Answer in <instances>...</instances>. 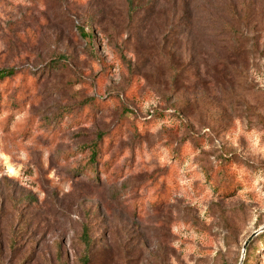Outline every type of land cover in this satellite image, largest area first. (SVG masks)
<instances>
[{"label":"rangeland","instance_id":"1","mask_svg":"<svg viewBox=\"0 0 264 264\" xmlns=\"http://www.w3.org/2000/svg\"><path fill=\"white\" fill-rule=\"evenodd\" d=\"M0 69V264H264V0H0Z\"/></svg>","mask_w":264,"mask_h":264},{"label":"trees","instance_id":"2","mask_svg":"<svg viewBox=\"0 0 264 264\" xmlns=\"http://www.w3.org/2000/svg\"><path fill=\"white\" fill-rule=\"evenodd\" d=\"M131 4L133 2V0H130ZM85 37H87L88 39H91V37L96 35L95 29L92 30V32H88V33H84ZM14 74V71L12 69H0V80H4L10 76H12ZM97 155V148L95 146H93L92 148V153H91V159L94 158ZM81 242L84 245V250L86 252H89L92 248L93 245V241L92 238L90 236V229L88 226H84L83 227V231H82V235H81ZM90 261V258L85 254L83 256V264H88Z\"/></svg>","mask_w":264,"mask_h":264},{"label":"water","instance_id":"3","mask_svg":"<svg viewBox=\"0 0 264 264\" xmlns=\"http://www.w3.org/2000/svg\"><path fill=\"white\" fill-rule=\"evenodd\" d=\"M264 229V228H263Z\"/></svg>","mask_w":264,"mask_h":264}]
</instances>
